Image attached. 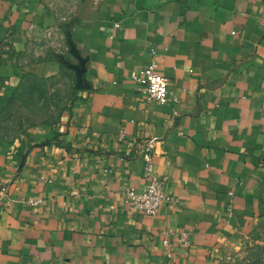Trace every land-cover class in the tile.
<instances>
[{
    "label": "crops",
    "instance_id": "obj_1",
    "mask_svg": "<svg viewBox=\"0 0 264 264\" xmlns=\"http://www.w3.org/2000/svg\"><path fill=\"white\" fill-rule=\"evenodd\" d=\"M56 19L79 89L55 126L0 147V264H215L233 233L264 222V0H0L3 94L55 74L24 56ZM151 62L164 104L137 91ZM150 139L170 198L154 217L123 194L144 187Z\"/></svg>",
    "mask_w": 264,
    "mask_h": 264
},
{
    "label": "rangeland",
    "instance_id": "obj_2",
    "mask_svg": "<svg viewBox=\"0 0 264 264\" xmlns=\"http://www.w3.org/2000/svg\"><path fill=\"white\" fill-rule=\"evenodd\" d=\"M64 21L47 20L45 23L52 26L35 32L24 56L28 65L52 63L55 74L25 73L8 95L2 93L0 78V147L25 146L35 130L55 126L72 108L79 89L80 66ZM215 264H264V222L233 233L217 253Z\"/></svg>",
    "mask_w": 264,
    "mask_h": 264
},
{
    "label": "built area",
    "instance_id": "obj_3",
    "mask_svg": "<svg viewBox=\"0 0 264 264\" xmlns=\"http://www.w3.org/2000/svg\"><path fill=\"white\" fill-rule=\"evenodd\" d=\"M137 84V91L146 102L155 101L164 104L168 101L170 92L168 90L169 81L158 73L157 64L151 62L138 75L134 77ZM125 140V133L120 132L117 141L122 143ZM155 139L147 141L142 148V162L144 187L141 190L133 188L126 189L124 194L125 205L129 210L136 211L144 216L154 217L159 214L163 205L170 202V198L163 190V183L155 175L152 164V143ZM2 193L0 191V205L2 203ZM168 244V241H164ZM177 245L189 247L188 235L180 233Z\"/></svg>",
    "mask_w": 264,
    "mask_h": 264
}]
</instances>
